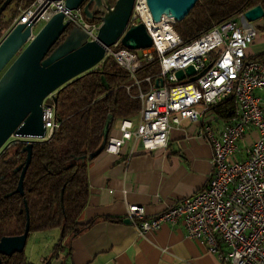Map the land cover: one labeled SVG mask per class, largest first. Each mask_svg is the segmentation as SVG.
Returning <instances> with one entry per match:
<instances>
[{
  "label": "built area",
  "instance_id": "built-area-1",
  "mask_svg": "<svg viewBox=\"0 0 264 264\" xmlns=\"http://www.w3.org/2000/svg\"><path fill=\"white\" fill-rule=\"evenodd\" d=\"M34 0L28 7H16L11 29L17 23L44 22L54 13L62 12L63 21L96 37L100 21L86 19L82 8H66L64 0ZM244 12L213 26L195 40L182 44L175 32L172 17L162 15L154 21L146 0H134L129 24L141 22L151 38V46L131 50L113 49L111 56L128 73L136 87L140 110L136 118L120 121L118 135L107 138L104 150L119 154L128 142L132 153L164 151L172 125L181 119L198 123L199 134L210 145L212 170L206 184L182 197L163 211L147 216L138 204L127 207L126 218L139 235L156 230L164 224L182 223L187 236L203 244L227 264H264V112L255 89L264 88V61L246 60L248 47L257 35V25L247 21ZM157 59L159 75L139 77L144 63ZM210 68L200 77L177 80V69L192 65L195 72ZM147 83L143 89L142 83ZM226 97H233L236 116L221 127L205 120L207 108ZM51 100L52 98L49 97ZM44 134L17 136L11 141L25 142L48 139L58 127L54 103H42ZM202 119V120H201ZM250 128L258 138L238 157V142Z\"/></svg>",
  "mask_w": 264,
  "mask_h": 264
},
{
  "label": "trees",
  "instance_id": "trees-1",
  "mask_svg": "<svg viewBox=\"0 0 264 264\" xmlns=\"http://www.w3.org/2000/svg\"><path fill=\"white\" fill-rule=\"evenodd\" d=\"M34 0H12L0 15V41L8 32L16 7H28ZM3 0H0V4ZM115 0H109L113 5ZM8 17L4 13L11 5ZM260 5L264 11V0H196L186 16L173 23L175 32L181 37L182 44H188L213 26L236 16L254 6ZM95 18L93 21H100ZM258 29L264 31V15ZM64 35L61 36V39ZM113 49L123 48L118 42ZM246 60L264 61V53L248 55ZM158 60L143 64L138 76L159 75ZM131 79L111 56H105L96 66L65 83L45 103H54L55 120L58 127L46 140L32 141L31 159L22 180V193L15 192L21 168H14L24 163L25 146L30 142L17 139L2 148L0 152V238L19 235L24 231L28 217L29 234L61 229V237L53 246L49 256L42 264H50L53 256L62 252L61 264H73L70 242L78 234L97 221L92 218L79 222L78 216L87 204L89 185L87 165L94 158L88 155L103 142L102 130L108 118L110 136L112 126L124 118L134 119L140 110L136 87L126 86ZM143 89L147 83H142ZM237 105L233 97H226L219 103L210 105L217 118L224 121L236 116ZM107 141V140H106ZM200 190V189H199ZM102 220L119 221V217H102ZM67 242L62 245V239ZM0 264H30L25 251L15 252L10 256L0 255Z\"/></svg>",
  "mask_w": 264,
  "mask_h": 264
},
{
  "label": "crops",
  "instance_id": "crops-1",
  "mask_svg": "<svg viewBox=\"0 0 264 264\" xmlns=\"http://www.w3.org/2000/svg\"><path fill=\"white\" fill-rule=\"evenodd\" d=\"M258 30L260 34L257 32L248 47V55L264 53V31ZM255 95L264 112V88L255 89ZM205 118L218 127L228 121L217 118L211 111ZM120 121L112 126L110 135H118ZM197 125L188 119L172 125L164 151L132 153V143L128 142L119 154L103 150L88 163L89 196L78 221L92 218L97 221L69 241L73 264H227L189 238L182 223L164 224L139 235L130 221L125 222L130 204L141 205L148 217L153 216L206 184L212 170V152ZM257 138L256 128L245 133L238 142L240 159ZM33 244H38L36 238ZM62 254L53 256L50 264H61ZM46 256L39 254L33 260L26 255L30 264H42Z\"/></svg>",
  "mask_w": 264,
  "mask_h": 264
},
{
  "label": "water",
  "instance_id": "water-1",
  "mask_svg": "<svg viewBox=\"0 0 264 264\" xmlns=\"http://www.w3.org/2000/svg\"><path fill=\"white\" fill-rule=\"evenodd\" d=\"M12 0H3L0 15ZM50 1L48 0L46 5ZM196 0H146L154 21L161 16L181 20L194 6ZM134 0H64L66 8H82L87 20L100 18V26L94 39L88 40L87 34L63 21V13L51 15L34 35L30 37L33 22L17 23L0 41V147L12 135L42 136V103L46 97L56 101L54 92L65 83L92 70L105 57V51L119 42L123 47L135 50L151 46V38L144 25L139 22L127 27ZM264 11L260 5L244 12L247 21L261 19ZM61 35L62 40L53 47ZM53 47V48H52ZM196 73L192 65L177 69L174 75L181 81L190 76L192 81L202 76L208 69ZM108 118L102 130L103 142L92 151L88 158L96 157L104 150L109 124ZM32 143H28L24 163L21 168L15 192L22 193V180L31 159ZM125 222H129L125 219ZM29 235L28 217L24 231L19 235L0 238V255L10 256L22 252ZM1 262V261H0Z\"/></svg>",
  "mask_w": 264,
  "mask_h": 264
},
{
  "label": "rangeland",
  "instance_id": "rangeland-1",
  "mask_svg": "<svg viewBox=\"0 0 264 264\" xmlns=\"http://www.w3.org/2000/svg\"><path fill=\"white\" fill-rule=\"evenodd\" d=\"M15 5H11L10 8L4 13V17H8L10 14V10L14 9ZM254 24L259 25L260 19H257L253 21ZM44 24L43 20H40L38 23H36L33 26V32H37L40 27ZM10 30V29H9ZM8 30V31H9ZM258 35L260 34L258 28H257ZM11 143L10 138H8L5 143L0 147V152L2 151V148L6 145H9ZM61 237V229L55 228L47 231H41V232H33L29 235L26 241V245L23 251H25L26 255L29 258H32L33 260H36L37 255L44 254V255H50L51 250L53 246L59 241ZM36 238L37 245L33 244L34 239ZM62 245H65L67 242L66 238H63L61 240Z\"/></svg>",
  "mask_w": 264,
  "mask_h": 264
},
{
  "label": "flooded vegetation",
  "instance_id": "flooded-vegetation-1",
  "mask_svg": "<svg viewBox=\"0 0 264 264\" xmlns=\"http://www.w3.org/2000/svg\"><path fill=\"white\" fill-rule=\"evenodd\" d=\"M61 36H62V35H61ZM61 36H60L59 39L56 41V43L53 45V47L56 46V45L62 40V39H61ZM53 47H52V48H53ZM1 256H5V255H1Z\"/></svg>",
  "mask_w": 264,
  "mask_h": 264
}]
</instances>
